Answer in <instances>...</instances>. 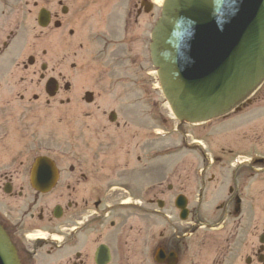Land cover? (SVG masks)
<instances>
[{"label": "flooded vegetation", "instance_id": "1", "mask_svg": "<svg viewBox=\"0 0 264 264\" xmlns=\"http://www.w3.org/2000/svg\"><path fill=\"white\" fill-rule=\"evenodd\" d=\"M72 5L0 0V79L21 91L13 94L22 107L0 115V226L20 264H264V156L232 162L223 148L207 162L202 152L192 172L179 165L158 178L153 138L144 146L143 132L153 137L158 117L151 114L158 107L150 52L155 0H90V152L42 146L35 130L41 117L27 112L60 96L62 58L39 64L47 52L24 53L21 42L33 21L35 37L72 45L88 3ZM144 107L152 110L144 115ZM251 107L264 109V81L220 119ZM39 156L54 161L47 179H32ZM149 172L154 179H144ZM52 176L49 190L35 187H47Z\"/></svg>", "mask_w": 264, "mask_h": 264}, {"label": "water", "instance_id": "2", "mask_svg": "<svg viewBox=\"0 0 264 264\" xmlns=\"http://www.w3.org/2000/svg\"><path fill=\"white\" fill-rule=\"evenodd\" d=\"M152 37L161 89L180 121L219 117L264 79V0H164ZM51 164L39 157L36 172ZM0 264H19L1 227Z\"/></svg>", "mask_w": 264, "mask_h": 264}, {"label": "rangeland", "instance_id": "3", "mask_svg": "<svg viewBox=\"0 0 264 264\" xmlns=\"http://www.w3.org/2000/svg\"><path fill=\"white\" fill-rule=\"evenodd\" d=\"M62 1L65 4L72 2V0ZM73 1L77 6L73 7L72 5V8H85L83 3H88V6L79 21V31L82 35L72 45L65 44L62 39L58 43L56 41L49 43L43 38L35 37L37 34L33 28H37V25L33 21H31L30 37L27 42H21V44H24V53L41 54L44 50L47 52L41 58L39 64L44 61L52 67L59 58H62L61 70L64 76L60 96L50 106L40 102L37 104L38 110L35 112L31 110L27 113H34L41 117V120L36 122L35 130L42 146L52 149L74 146L85 149V153H87L90 152V130L88 129L90 118L87 113L89 107L84 98L85 92L90 90V0ZM162 1L157 0L159 5L162 4ZM85 20L86 23L83 25ZM31 74L28 76L27 82L29 79L34 78ZM11 82H8L5 78L0 79V115L22 113L21 104L13 94V92L20 93L21 91L11 89ZM66 83L70 85L69 91H65L63 88ZM34 91L37 90H32V92ZM157 96L158 107H152L154 112H151L153 116L158 115L159 117L155 118L154 127H156V130L153 137H147L148 134L144 131L143 142L144 146H147L146 142L153 138L154 151L158 153L154 162L158 168V178L164 174L169 175L179 165L186 166V170L192 172L204 161L203 151L208 154L209 160H206L207 162L215 156H219L223 148L225 150L224 158L228 156L232 159V162L264 156V109L253 111L254 107H251L249 111L232 113L227 118L215 119L199 125H189L179 123L175 118L161 92L160 86ZM60 99L64 102L63 105L59 103ZM68 99L70 102L66 103ZM152 108L144 107L143 114L146 115ZM254 114L259 117L252 119L251 116ZM60 116H62L61 123H59ZM160 116L168 122H164ZM58 124H61L62 127L61 134L57 131ZM167 148L171 149L169 151L172 152L171 155H169ZM230 150L232 154H229ZM37 153H40V151ZM80 156L85 159L86 163L90 162L86 158L87 154ZM31 157H33V154H31ZM209 175L210 173H207L206 177ZM191 178H194V176L191 175ZM144 179L154 178L149 172L144 175ZM194 200L195 198L192 199V201Z\"/></svg>", "mask_w": 264, "mask_h": 264}, {"label": "bare ground", "instance_id": "4", "mask_svg": "<svg viewBox=\"0 0 264 264\" xmlns=\"http://www.w3.org/2000/svg\"><path fill=\"white\" fill-rule=\"evenodd\" d=\"M160 2H161V0H160Z\"/></svg>", "mask_w": 264, "mask_h": 264}]
</instances>
